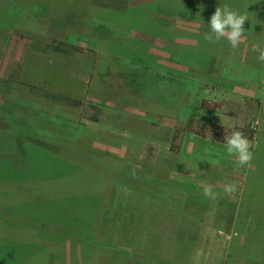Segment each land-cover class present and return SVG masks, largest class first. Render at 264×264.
I'll return each mask as SVG.
<instances>
[{
  "label": "rangeland",
  "instance_id": "obj_1",
  "mask_svg": "<svg viewBox=\"0 0 264 264\" xmlns=\"http://www.w3.org/2000/svg\"><path fill=\"white\" fill-rule=\"evenodd\" d=\"M122 1L130 4L129 0H95V3L120 7ZM224 1L231 3L234 0H220V4ZM248 1L254 9L244 8L250 14L247 13L249 20L244 24L243 50L262 66L258 73L242 82L243 86L239 88L244 93L236 94L241 100L237 103L232 90L225 87L220 93L221 86L216 82L212 85L208 77L198 80L202 82L199 93L202 98L211 91L212 96L204 99L206 103L221 107L223 112L217 117L226 120L223 126L232 125L231 128L240 131L248 127L254 130V138L246 137L253 153L251 163L238 167L234 158L227 155L224 144L201 138L187 145L188 151L183 152L174 170L177 177L160 180L146 174L139 179L130 170L144 137L153 139L158 135L159 129L152 121L141 119V116L129 117V111L120 115L100 110L92 107L90 97L76 94L89 88L82 79L87 76L80 69L87 53L81 49L79 41L88 38L93 42L96 38L103 42L108 39V33L100 28L85 29V22L99 19L101 8L90 5L91 9H84L83 1L71 5L69 0H0V20L15 32L32 38L25 63V80L0 82V228L6 221L15 228L0 231V264H47L45 248H52L48 250L54 254L52 264H264V249L258 248V243L264 241V232H259L264 222V188L245 187L249 170L254 169L255 176H264V62H260L257 53L252 51L253 44L264 43V0ZM130 2L131 11L139 6L138 10L143 14L136 16L135 12L133 17H138V21L131 19L117 24L118 27L127 30L126 26L133 27L129 24L134 23L140 26L139 29L147 28L159 35L133 33L134 38L150 40L149 49L135 45L122 47V40L118 38L116 44L122 48L117 51L130 54L134 67L148 62L147 52L154 54V59H150L154 65L159 58L172 62L176 58L182 62L194 58L188 57L193 49L186 46L195 45L199 50L200 41L196 43L188 31L208 25L214 13L213 3L207 2V8H201L200 0ZM67 8H70L69 13ZM197 12L204 15L203 20L191 16ZM180 14L192 19L190 23L182 22ZM60 24L63 29L54 26ZM195 35L199 39L201 32ZM61 36L69 41H65L68 46L63 47L60 54L52 47L56 45L54 40H62ZM79 37L83 41L78 40ZM238 50L233 52L228 42L223 46V52L229 56H236ZM95 52L104 54L101 49ZM197 55V62L203 63L205 53L197 51ZM120 70L123 73L119 65L116 71L111 67L107 79L95 83L93 88L105 95L119 96V92L126 91L122 74H119L120 79L113 80V75ZM196 70L205 76L206 72L200 68ZM158 80L153 77L145 81L142 91H147L148 95L144 97L149 101L164 91L157 87ZM111 82L115 86H111ZM116 82L122 88L117 87ZM133 85L136 86V82ZM125 99L137 103L141 100L136 94L126 95ZM200 107L197 125L213 130L219 123L212 122L211 113L199 111ZM93 116H97L96 121ZM35 121V133L29 135L33 144L20 147L22 157L28 155V162L25 160L19 169L15 168L18 164L11 160L10 154L20 152L17 145L21 140L15 134L20 132L22 139L28 142V125L33 127ZM79 122L88 128L82 129ZM36 141L46 143L52 154L77 161L85 168L93 167L105 177L106 182L97 189L101 200L96 213L89 207H63L68 222L76 223L79 229L65 227L52 217L38 219L43 211L37 204H51L52 198L48 192L40 191L44 190L47 181L36 180ZM188 173L192 178L187 177ZM227 182L237 186L232 195L223 191ZM202 183L212 185L218 194L216 200L203 195ZM81 185L83 187V183ZM23 218L31 224L26 225ZM88 224H91L89 228ZM37 227L46 235V238L42 237L44 240L38 241L45 243L43 251L34 235ZM84 231L86 237L81 234ZM51 235L63 236V240L56 241ZM246 241L244 249L238 247Z\"/></svg>",
  "mask_w": 264,
  "mask_h": 264
},
{
  "label": "crops",
  "instance_id": "obj_2",
  "mask_svg": "<svg viewBox=\"0 0 264 264\" xmlns=\"http://www.w3.org/2000/svg\"><path fill=\"white\" fill-rule=\"evenodd\" d=\"M64 1V0H62ZM66 1V0H65ZM84 2L82 4V7L85 9L86 7H89L90 5L98 6L95 3V0H79V2ZM110 1V0H108ZM87 2V3H85ZM120 7H111V4L104 5V6H98L99 8H108V10H114V11H127L128 10V3L125 2L123 4V1L120 2ZM70 5V4H69ZM72 5V4H71ZM93 7V8H94ZM70 9V8H69ZM67 8L66 12L69 13V10ZM64 12V10H62ZM7 17V16H6ZM179 18L184 23H190V18L187 17L186 14H180ZM97 18V17H95ZM117 21L113 20H102L97 19L92 20L90 22H85L86 30L91 29L94 27L100 28V31H104L108 33V39L101 42L100 40H96V38H93L94 41H89L87 38L83 39L79 37L78 40H81L83 42L79 41L81 49L85 53H87V58L82 60L81 63V70L85 72L87 78H82L86 83L87 87L89 88L85 89L82 93L79 92L76 94L78 97H81V94L86 97H90L89 100H91V103L100 108L104 111H112L115 114L124 113L126 115L127 111H129V117H137L141 116V119L152 121V125L155 126L157 129H159L158 135L153 139H146L144 137L142 147L139 151L138 156L136 157L134 163L132 164V169H130L134 175H137L140 177L139 179H142V175L146 174L148 177H154L160 180H169L176 178V165L180 161V158L183 155V152L188 151L187 145H192L191 141H199L201 138H208L213 140L215 143L218 144H224L221 141H219L214 135L213 131L216 128V124L213 130H210L211 128L203 126L200 128L196 121H197V109L200 107L201 100H206L208 96L210 95L211 91L207 93V95L201 97L200 90L202 83L199 79V77L204 78L206 80H209V82L213 83L212 85L216 83V85L221 86L220 87V93L222 90L227 88L228 90H232L231 94L234 93V97L237 100V103L241 100V96L238 98L236 97V94L239 96L241 95L240 92L244 93V90L242 88H239L243 86L242 82L248 81L252 76H254V73H258V69L262 66V64L250 59L246 54L243 46V42L239 46V52L236 56H229L225 52H223V46L226 45V40L221 39L216 44H210L207 41H205L202 37L196 38L195 33L200 30L208 31V25H204L206 27H198L196 30L188 31L189 35L194 38V40L200 41L201 47H207V48H216L215 52H205V55L203 58L205 61L203 63L197 62L198 61V55H197V46H191V44H187L186 48L193 49V51L188 55H192V60H185L182 62V59L178 60L176 58L173 62L168 61L164 58H159L156 60V64H152L153 60L150 61V59H154L153 55L150 54V52H147L146 59H148L147 63H142L140 66H133V61H130V54H124L119 53L117 48H122L124 46H131L135 45L138 48H142L143 46L149 49V41L150 40H143V39H137L133 37V33L140 32L144 34H155L153 31L150 32L147 28L145 29H139L135 27L126 26L128 29L125 30L123 28L120 29L118 27ZM192 23V22H191ZM60 25H54L58 29L62 28L63 26ZM203 26V25H202ZM130 27V29H129ZM176 27V26H174ZM63 29V28H62ZM175 29V28H174ZM177 31H181L180 28H176ZM159 36V35H158ZM31 38V37H30ZM26 35H22L18 32H15L11 28H8V25L5 21L0 20V77L1 80H25L27 72H25V63L26 60L29 57L30 54V48L32 45V38L30 39ZM62 40L67 41V38H62ZM121 39L122 44L120 47L116 44L117 40ZM69 41V40H68ZM71 42V41H70ZM128 46V47H129ZM199 48L201 50L202 48ZM101 49L104 53L101 55L99 52H95V50ZM196 53V54H195ZM133 54V52H132ZM156 57V56H155ZM248 58V59H246ZM119 65L123 69V73L117 72L115 73L114 79H120L119 74H122L123 77H125V80H123L126 91L125 92H119V96H111L110 93L108 95H105L104 93H100L99 90H95L93 88L95 83H98L100 81H103L107 79V76L111 72V67L113 70L116 71V66ZM197 68H200L204 72H206L202 76V74L196 70ZM126 71L128 72L126 74ZM84 76V75H83ZM82 76V77H83ZM155 77L157 82V87L163 89L164 91L157 96V98L151 97L149 101L144 97V95H148L147 91L143 92L142 89L144 87L145 81L150 80L151 78ZM46 79V82H48V79ZM44 80V78H43ZM136 82V86L133 85ZM222 82H225L224 84ZM208 83V81H207ZM92 84V85H91ZM138 84V85H137ZM111 86H115L113 82H111ZM116 86L119 88H122V86L116 82ZM214 89V86H212ZM217 87V86H216ZM208 88V87H207ZM208 90H210L208 88ZM217 90V89H215ZM150 93V91H149ZM75 94V95H76ZM130 94H136L138 97H140V102L138 101H129L125 99L126 95ZM223 94V93H222ZM227 94V92H226ZM224 95V94H223ZM216 97V96H215ZM225 97V95H224ZM80 99V98H79ZM208 100V99H207ZM228 101V100H227ZM151 104V105H149ZM163 104V105H160ZM167 105V106H165ZM201 108V107H200ZM30 109V107H28ZM221 107H216L215 109H208V108H201L199 111H205L207 113H211L212 115V122L219 123V125H225L226 120H220L218 119L217 114L222 113L223 111H220ZM123 114V115H124ZM215 116H214V115ZM124 115V116H125ZM94 117V116H93ZM94 121H96V118H93ZM97 117V116H95ZM126 117V116H125ZM34 118H36V114H34ZM31 119V117H30ZM191 119V121H190ZM190 121V122H189ZM208 122L210 120H207ZM207 121H203L207 122ZM155 123V124H153ZM191 124L189 127L190 130L186 131L183 135V138L181 139V146L180 151L174 152L170 149L171 140L174 134V130L178 126H187L188 124ZM206 124V123H205ZM79 125L84 128H88V126L84 123L79 122ZM230 125V124H229ZM35 126L36 121L33 125H28V139L29 141L25 142L24 139H22L20 132L19 134H15L17 137H20L21 140L18 141V152L16 155L10 154V156L13 157L14 163L16 162L18 165L15 168L19 169V165L23 161L28 162V155L26 154V157H22V151L20 150V147L22 145L29 143L30 145L33 144L30 141L29 135H31V132L35 133ZM201 126V125H200ZM232 127V125H230ZM209 128V130H207ZM34 130V131H33ZM205 131L207 135L202 136L196 133L195 131ZM83 131V130H82ZM207 131L209 133H207ZM8 132V131H7ZM35 135V134H34ZM208 136V137H207ZM195 150V149H194ZM212 156V154H210ZM140 169H138L137 167ZM27 168V167H26ZM150 174V175H149ZM194 176V175H193ZM198 176V175H197ZM200 177H203L202 175H199ZM180 177V176H178ZM187 177L192 178L190 174L188 173ZM182 178V177H181ZM186 178V177H185ZM148 183V182H147ZM146 183V184H147ZM4 190H6L4 188ZM30 201V197H29ZM17 209V207H16ZM5 220V219H4ZM26 225L31 224L27 219L23 218L22 220ZM19 222H17L18 224ZM37 224H41L40 222ZM40 225H38L39 227ZM2 228H0V231H3L4 229L7 230V228H11L12 230H15L13 226H10V222H5V225L2 223ZM36 228L37 233L36 239L37 242L39 240H44L42 237L46 238V235L40 231V229ZM21 230V229H20ZM38 230L40 231V234H38ZM58 235H51L50 237H57ZM58 238H61V241L63 240V236H59ZM60 241V239L56 240ZM41 250L42 247L45 245V243H39ZM46 251V258H44L47 262V264H52V257H54V254L48 250H52V248H45L43 249ZM42 250V251H43ZM38 254V253H37ZM45 264V263H43Z\"/></svg>",
  "mask_w": 264,
  "mask_h": 264
},
{
  "label": "trees",
  "instance_id": "obj_3",
  "mask_svg": "<svg viewBox=\"0 0 264 264\" xmlns=\"http://www.w3.org/2000/svg\"><path fill=\"white\" fill-rule=\"evenodd\" d=\"M65 1V0H64ZM68 1V0H66ZM70 4L76 5L79 3V0H69ZM233 1V0H231ZM207 2L213 3L212 10L213 12L215 11L216 7L220 5V0H200V4H202L200 7L201 8H207ZM129 5H128V10L127 11H112V10H104L103 8L100 9V12L98 14L99 19H105V20H113L117 21L116 23L118 24H123L125 21L128 20H133L134 22L138 21V17L140 15V8L139 6L137 8H134L133 11H131V2L129 0ZM147 2H144V4ZM206 3V4H205ZM224 3H227V1H224ZM143 4V3H142ZM229 4L232 8L242 12V13H248L244 10V8L247 6L251 9H254L251 6V3L248 0H234L233 2L227 3ZM139 9V10H138ZM72 10H77L75 8H72ZM136 12V16L133 17L134 13ZM143 14V13H141ZM191 16H194L195 18H198L199 20H203L202 18L204 15H201L200 12H197V14H191ZM255 16V15H254ZM133 17V18H132ZM134 24V23H133ZM132 23L129 25H132L133 27H140L138 24ZM161 27V26H160ZM164 28L165 26L162 25ZM206 32V31H197L195 34H199ZM56 45H54L52 48L56 53H62L61 51L63 50V47H67L68 44L63 41V40H54ZM75 47V46H74ZM203 50H197L199 52L205 53V52H215L216 48H207V47H202ZM199 57V56H198ZM248 59V58H246ZM10 82V83H15V81L11 80H0V82ZM201 107L203 108H208V109H215L217 105L211 106L206 103L205 100H201L200 103ZM96 107V106H92ZM93 118H96L95 116ZM191 121V119H190ZM189 121V122H190ZM191 124L189 123L187 126H178L174 130V134L171 140L170 144V149L174 152H179L180 151V146H181V139L183 138V135L185 134L186 131L190 130ZM232 129L231 127H226L223 125H217L215 130L213 131L214 135H216L217 139L224 143V136H225V131L228 130L230 131ZM237 129V128H236ZM199 135L205 136L207 135L205 131H195ZM243 134L245 137L248 138H254V130L252 128H243L242 129ZM35 152H36V169L37 171V176L36 180H44L47 181L45 184L44 190H41L42 193L48 194L49 197H51V204H46V203H38V209L42 210L43 212L42 217L38 219H54L57 220L65 227H70V228H75L79 229V226L76 223L70 224L67 220V217L65 216L66 211L63 210V207H69V205H72L73 207L77 208H83V207H89L92 213H96L99 207V203L101 200V195L97 189L100 188V185H102L105 181V177L94 170V168H88V167H82L80 164H78L77 161H68L66 158H63L62 156L58 154H52L49 152L46 148V143L44 142H35ZM30 146V144H29ZM51 151V150H50ZM45 153V154H43ZM46 161V163L44 162ZM88 168V169H87ZM45 169V171H44ZM255 170L251 169L247 172L246 175V182H245V187L250 186L251 188L257 187H263L264 188V176H255L254 175ZM82 178V180H81ZM106 182V181H105ZM83 183V187L82 184ZM244 187V188H245ZM68 189V192H67ZM252 198H254V194L252 192ZM58 204V205H56ZM254 210V208H253ZM264 210V208H263ZM257 211V210H254ZM65 212V213H64ZM190 213V212H189ZM47 214V215H46ZM91 224H88L87 227L89 228ZM260 233L264 232V222L261 225V228L259 230ZM85 231L82 232L81 234L86 237ZM54 239H60L58 237H53ZM248 243H250V239L247 240ZM247 241L243 246H238L242 249L246 247ZM264 243V241H263ZM262 242L258 243V248L264 249V244ZM263 244V245H262ZM4 263V262H2Z\"/></svg>",
  "mask_w": 264,
  "mask_h": 264
},
{
  "label": "clouds",
  "instance_id": "obj_4",
  "mask_svg": "<svg viewBox=\"0 0 264 264\" xmlns=\"http://www.w3.org/2000/svg\"><path fill=\"white\" fill-rule=\"evenodd\" d=\"M246 20H249L246 13L232 8L227 3L220 4L210 17L209 30L202 33L203 39L210 44H216L221 39H225L235 52L243 42ZM252 51L257 53V59L260 62H264V43L253 44ZM224 146L227 155L234 158V162L238 167L250 165L253 153L250 142L242 131L236 128H232L230 131L226 130ZM202 191L208 199L216 200L218 198V194L213 190L211 184L202 183ZM223 191L227 195H232L237 191V186L234 183L227 182L223 187Z\"/></svg>",
  "mask_w": 264,
  "mask_h": 264
}]
</instances>
